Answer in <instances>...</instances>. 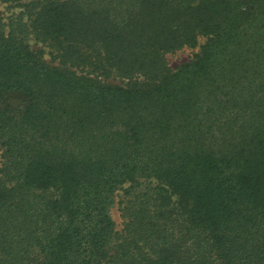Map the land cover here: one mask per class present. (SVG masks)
<instances>
[{"label": "trees", "instance_id": "obj_1", "mask_svg": "<svg viewBox=\"0 0 264 264\" xmlns=\"http://www.w3.org/2000/svg\"><path fill=\"white\" fill-rule=\"evenodd\" d=\"M0 1V264H264V0Z\"/></svg>", "mask_w": 264, "mask_h": 264}, {"label": "rangeland", "instance_id": "obj_2", "mask_svg": "<svg viewBox=\"0 0 264 264\" xmlns=\"http://www.w3.org/2000/svg\"><path fill=\"white\" fill-rule=\"evenodd\" d=\"M24 6L22 3L14 4L10 2H2L0 1V16L2 18V22L5 23V29H8V25L11 20H13L17 15H21L23 19H26V12L24 13ZM206 41L205 36L198 37L197 44L195 46H184L178 50L167 52L165 54L166 61L171 68H175L179 66L181 63L190 59L195 53H197L200 49V46L204 44ZM27 44L30 46L31 49L39 50L41 52V56L43 59L48 62L49 64H58V59L55 58V53L52 49L44 42L36 39L34 34L29 33L27 35ZM106 82L110 83H119V80L116 77L108 78L105 80ZM26 105V98L23 97L21 94H10L7 95L6 98L3 100V106L9 109L18 111L25 107ZM3 148L0 146V162L3 155ZM128 183L123 184L114 195V202L111 206V216L115 223V229L121 233L123 230V225L125 218L122 213V207L124 206L125 202L129 198L126 193Z\"/></svg>", "mask_w": 264, "mask_h": 264}]
</instances>
